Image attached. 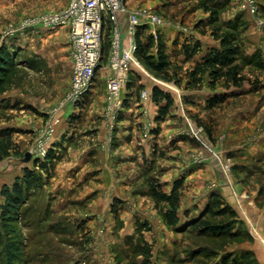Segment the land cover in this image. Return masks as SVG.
I'll return each mask as SVG.
<instances>
[{"label": "rangeland", "instance_id": "1", "mask_svg": "<svg viewBox=\"0 0 264 264\" xmlns=\"http://www.w3.org/2000/svg\"><path fill=\"white\" fill-rule=\"evenodd\" d=\"M129 1L136 7L152 10L167 22L187 23L185 27L191 31L201 9L205 10L202 5L211 7L214 0ZM217 1L219 8L215 9L219 20L205 31L211 35L216 28L221 33L229 32L238 37L241 45L238 63L245 82L242 86L255 93L236 103L233 99L229 104H255L258 130L264 132V0H256L260 11L255 15L239 10L242 0H236L235 5ZM67 4L68 0H0V48L7 46L16 58L15 73L0 92V136H8L13 145L10 155L0 162V205L4 203L2 188L12 186L25 168H33L34 160L39 159L33 152L35 145L42 141L47 125L59 120L54 136L46 145L48 150L53 148L58 158L51 177L44 189L23 208L22 219L11 224L15 230L12 235L20 241L23 253L22 260L15 264H220L224 257L234 255L228 251L238 246H251L258 239L264 246V231L260 232L255 223L251 226L252 233L244 229L243 235L228 241L229 244L225 243V238H198L194 233L178 234L169 228L164 217L167 205L157 202L150 194V179L159 182L154 177L156 154L141 161L133 160L136 178L139 179L133 185L127 186L125 182L124 186L116 187V180L125 178L126 172L108 168L95 173L102 175L100 183L89 181L95 175L90 176L93 166L103 163L106 166V154L111 156L119 146L113 134L116 125L111 130L108 124V131L105 125L100 127L107 120L105 82L101 78L95 80L94 93L90 92L86 105L79 109L69 107L65 100L70 89L72 62L67 30L23 26L43 15L57 13ZM221 6L226 7L222 9ZM234 16L239 17L234 19ZM228 24L234 27L233 31L226 29ZM11 30L17 31L8 35ZM174 65L173 68L183 71V67ZM142 67L147 72L143 75L145 80L150 76L151 82L165 83ZM149 82L146 80L147 85ZM188 118L191 124L196 117L190 114ZM191 132L203 149L196 152V156L201 154L206 159L203 151L212 146V141L204 137L206 128H190ZM61 143L63 147L57 148ZM93 146L102 148L99 157H94ZM90 147L93 150L89 156L82 155ZM207 152L215 154L213 156L219 161L220 156L212 147ZM27 153L31 154L30 160H25ZM74 160H80L84 170H68ZM220 166L224 173H230L232 162L222 159ZM73 172L82 176L74 177L75 181L70 185L66 181ZM82 177L87 178L85 184ZM101 183L105 186L99 192L95 189ZM185 187L182 188V196ZM261 193L264 197V188ZM208 200L202 204L194 197H181L179 214H183L185 205L191 212L193 208L205 212ZM193 215H199V210L189 217ZM239 229H242L241 225H238ZM206 247L217 251L213 257L209 256L212 249L209 251ZM236 252L237 263L245 264L238 257L243 252ZM253 259L255 261L249 264H264V257L261 262L253 253ZM0 264H6L1 248Z\"/></svg>", "mask_w": 264, "mask_h": 264}, {"label": "crops", "instance_id": "2", "mask_svg": "<svg viewBox=\"0 0 264 264\" xmlns=\"http://www.w3.org/2000/svg\"><path fill=\"white\" fill-rule=\"evenodd\" d=\"M218 2L214 0L211 7L219 8ZM223 2H229L232 5L236 4V0H223ZM242 2L238 7L239 10H243L249 14L246 9L245 0H242ZM221 7L223 9L226 6ZM135 9H146L153 12L147 8L136 7V5L127 0L126 11L117 13L114 19L108 18L105 24V35H114L117 32L121 36L122 46L125 48H128L136 40V38H130L128 32L129 14ZM200 12L201 15L198 14L195 22L191 26V31L186 29L185 26L187 23L182 24L180 22V24H174L166 20H164V24L161 26L153 27L146 25L149 28L146 31L147 34L153 35L154 32H159L162 35L167 45L166 51L171 62L177 64L179 67H183V71L191 68L205 54L209 53L211 49L219 47V42L212 34L208 35L207 31H205L206 29L202 28L203 26L197 28L201 23L206 24L209 19V12L203 9ZM237 17L234 16L232 18L235 19ZM61 29H66L68 34L67 28ZM194 44L200 46L201 52L187 59L183 46ZM152 52L156 53V46L152 48ZM105 60L104 66L97 76V79L101 78L103 82H105L106 77L110 74L107 56ZM140 77V81H137L136 78L133 81L132 87L123 92V97L127 101L116 122L115 132H113L116 144L119 145L118 148L112 151L111 156L106 154L108 157L106 166L104 163L93 166L94 168L92 170L94 171H90V176L103 171L105 168L124 171L127 176L117 179L118 184H115L116 187L120 185L124 186L125 182L127 186L130 184L133 185L139 181L136 178V165H134L133 160L137 159L141 161L142 158L152 157L156 154L157 162L155 169L157 170L155 171L154 169V173L156 174L154 177L159 180V183L167 194L171 192L173 183L176 180L184 178L183 186H186V190L182 197H194V199H199V202L203 204L209 197L218 194L236 212L242 228L241 230L246 229L247 232L252 233L251 226L255 223L259 227V231L263 233L264 197L262 196L261 189L264 188V132H261L262 130L259 132L258 130L259 124L255 120V104H248V102L242 106L239 104H235V106L232 103L229 104L233 99L236 103L237 100L247 98L249 94L254 96L255 93L248 92L249 88L244 85L242 86V84L241 86H233L221 82L215 88H211L207 76L204 77L202 85L199 88L188 90L185 89L186 82L182 83V86H177L173 82L163 83L160 81L155 83L151 82L149 79L151 77L148 76L146 80L150 82L147 85L143 75ZM140 84L145 86V89L149 91H151L153 86H158L168 92L173 98V105L170 107L169 114L159 125L155 122L158 107L154 103H145L148 113L147 115H142L141 113L138 92ZM92 92L94 93L93 90ZM89 95L83 105L87 104L86 101ZM104 95L106 103V87H104ZM215 95H228L229 97L219 105L209 108L207 102ZM190 114L196 117L191 124L188 118ZM144 122L152 124L149 136L144 135ZM103 123H101L100 127L104 128L105 125L108 131L109 120L107 119ZM157 126L160 128L158 133H155L154 130ZM206 126L209 131L206 129L204 137L212 141L210 142L212 144L211 147L219 154L220 159L218 161L213 156L215 154H208L207 151L211 150L209 146V149H204L203 151L206 154L205 161L200 165H196L193 164L196 152H202L203 149H201L199 143L191 136L192 132L190 133V128L194 129L197 127L204 129ZM87 136L91 137L89 134ZM59 147H63V143L57 148ZM91 148L85 149L82 155L86 154L89 156V153L93 150ZM101 150L102 148L98 149L97 146L94 147L95 158L100 156ZM212 153L215 152L212 151ZM160 157L162 158L160 159ZM222 159H229L232 162L230 173H224L222 171L220 166ZM82 164L80 160H74L67 168L70 171H76L83 169ZM86 167L88 165H85ZM97 175L95 174L88 180L90 182L100 183L99 180L102 179V175ZM81 176L80 173L74 175L73 172L67 178L66 182L72 185L75 181L74 177L79 178ZM86 181L87 178L82 177L84 184ZM99 185L100 187L95 190L101 192L104 190L103 187L105 184L101 183ZM187 209L185 205L182 211ZM198 210L200 211V209L193 208L192 211L195 213ZM261 248H263L262 254ZM237 250L253 252L263 262L264 246L259 243V239L251 246H238L237 249L228 252L234 253L235 255Z\"/></svg>", "mask_w": 264, "mask_h": 264}, {"label": "trees", "instance_id": "3", "mask_svg": "<svg viewBox=\"0 0 264 264\" xmlns=\"http://www.w3.org/2000/svg\"><path fill=\"white\" fill-rule=\"evenodd\" d=\"M202 6L206 12H209V19L206 24L201 23L197 28L203 26V29H207L218 22V11L215 7ZM233 28L234 27H231L229 24L226 25L227 30L233 31ZM148 30V26L144 25L139 27L136 33V56L140 64L156 77H159L165 82H173L177 86H182V83L186 82L185 89L187 90L199 88L205 76L209 78V85L211 88H215L221 82L233 86L242 84L243 77L240 74L241 67L238 63L241 45L236 35L229 32L221 33L219 29H213L211 34L219 42V47L211 49L209 53L205 54L201 60L197 61L191 68L181 72L179 68H173L175 65L171 62L167 54V45L162 35L157 32V39H155L152 34L146 33ZM154 46H156V53L152 52ZM183 50L187 59L201 52L198 44L184 45ZM260 64V62L257 63L258 66H260ZM15 70L16 58L10 53L7 46L1 47L0 92L7 87ZM140 76L142 75L137 71L131 73L127 90L132 87L133 81L136 78H141ZM143 89H145V86H139V94ZM227 97L229 96L215 95L208 100L207 105L209 108H213L226 100ZM126 101L127 99L124 101L123 107L126 105ZM151 102L158 107V114L155 118V122L159 125L169 114L170 107L173 105V98L160 87L153 86L151 88ZM159 128L160 127L157 126L154 132L158 133ZM206 129L209 131L207 126ZM0 137L1 162L10 155L13 145L8 136L2 137L1 135ZM51 150H48L43 160L35 159L33 168H25L22 171V176L16 179L12 186H4L1 190L4 203L0 205V248L6 264H15L22 260L23 253L21 251V244L20 241L15 239V235H12L15 230L11 227V224L17 223L22 219L24 214L23 208L27 207L32 197L44 189L47 180L51 177L55 161L58 160L53 150ZM183 185L184 178L176 180L173 183L171 192L167 194L159 182H155L154 178L150 179V194L157 202L167 205L164 211V217L169 228L178 234L184 232L194 233L198 238H225L227 239L225 243L228 244L230 243L228 241L237 239L243 235L241 229L237 230L240 221L236 212L218 194L211 196L208 200L207 210L205 212L199 211V215L189 217L193 212L187 209L180 216ZM27 210L28 209H26V211ZM218 218L221 219L219 220ZM208 249L210 251L212 248ZM201 250L203 249L201 248ZM211 251L212 253L209 256L213 257L217 251L213 249ZM238 257L242 261L244 260V262H246L245 264L255 261L252 252L240 253ZM237 260L238 258L236 255H232L230 258L224 257L220 264H238ZM242 261L239 262L242 263Z\"/></svg>", "mask_w": 264, "mask_h": 264}, {"label": "built area", "instance_id": "4", "mask_svg": "<svg viewBox=\"0 0 264 264\" xmlns=\"http://www.w3.org/2000/svg\"><path fill=\"white\" fill-rule=\"evenodd\" d=\"M126 4L127 0H69L67 7L63 10L43 15L23 25L26 27L41 26L48 30L68 29L72 72L70 89L65 103L75 106L77 109L84 104L85 99L92 91L107 56L110 74L105 80L106 114L111 130L114 129L123 109L125 100L123 92L127 89L131 73L137 71L140 75H147L136 56V40L128 48H125L122 46L121 36L117 32L114 35H105L104 28L107 19H114L117 13L125 12ZM245 4L251 15L260 11L256 0H245ZM163 24L164 20L154 12L135 9L129 14V36L135 39L140 26L155 27ZM16 31L11 30L8 35H14ZM153 36L157 39L156 32L153 33ZM147 102H151V91L143 89L139 94L142 115L148 113L147 107H145ZM58 123L59 120L49 123L42 141H39L34 147L33 152L41 160L47 155V141L54 136ZM151 129L152 124L144 122V135L149 136ZM191 136L197 138L193 133ZM204 161V156L199 154L193 159V164L200 165Z\"/></svg>", "mask_w": 264, "mask_h": 264}, {"label": "water", "instance_id": "5", "mask_svg": "<svg viewBox=\"0 0 264 264\" xmlns=\"http://www.w3.org/2000/svg\"><path fill=\"white\" fill-rule=\"evenodd\" d=\"M25 157H26L25 160H30V159H31V154H30V153H27V154L25 155Z\"/></svg>", "mask_w": 264, "mask_h": 264}]
</instances>
